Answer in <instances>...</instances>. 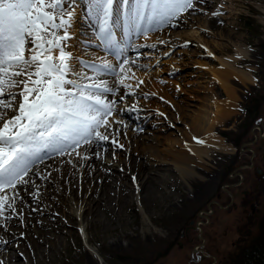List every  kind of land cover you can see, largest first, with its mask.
<instances>
[{
  "label": "rangeland",
  "instance_id": "obj_1",
  "mask_svg": "<svg viewBox=\"0 0 264 264\" xmlns=\"http://www.w3.org/2000/svg\"><path fill=\"white\" fill-rule=\"evenodd\" d=\"M194 3L193 10L173 21L175 27L154 25L147 35L143 34L147 25H141L138 34L119 11L116 12L113 28L117 42L125 49L122 58L129 60L127 78L123 74L113 76L97 72L104 62L118 67L120 61L100 40L98 23L86 14V0H75L74 3L70 0L65 5L74 9L68 31L71 39L67 41L66 51L73 55L72 67L91 78L80 82L92 83L100 78L116 90L115 95L105 94V99L116 103L113 115L108 118L111 127L101 129V132L110 134L118 143L112 144L110 138L108 142L94 144L110 146L124 162L143 156H165L168 149L182 153L188 143L199 149L203 156L195 168L196 180L190 187L177 177L172 165H168L160 169L159 175H168L171 170V180L155 186L154 192L142 201L134 194L122 209L113 214L103 213L98 224H92V216L91 223L87 220L88 224L78 221V214L73 219L69 217L76 230L66 231V245L56 249V253H50L49 258L46 253L45 264H93L92 258L94 264H116L115 256L130 257L134 264H229L258 236L259 223L264 218V178L258 188L252 184L257 182L253 171H243L249 183L241 190L256 194V213L249 221L245 213L248 204L240 207L235 201L230 206L221 189H226L223 183L227 171L233 169L229 168L232 156L236 155L235 164L242 163L238 157L241 151L245 158L254 153L251 163L264 171V132L261 133L263 137L255 141L257 132L253 127L251 139L242 143L237 152V148L227 143L218 131L236 128L245 118L242 105L264 90V84L259 80L264 58V0H239L232 5L229 0H194ZM116 8L119 9V5ZM75 29L77 33H72ZM53 54L55 58L57 53ZM225 63H230L234 72L245 73L249 78H231L232 98L213 78L215 71L227 69ZM68 78L79 80L71 73ZM120 78L131 87L120 85ZM20 99L17 96V104ZM215 102L227 106V118L213 130L222 140L224 151L206 145L200 136V116L215 112ZM13 111L14 108L0 110L7 113V118H11L9 114ZM119 141L125 146L120 147ZM245 144L248 145L244 147ZM126 149L132 152L128 156L124 154ZM59 173L60 167L56 168L55 175ZM75 175L79 181V170ZM57 190L58 194L62 193ZM237 194L240 200V190ZM48 201V204L52 205L53 201L59 206L57 215L63 217L66 211L63 198L55 196ZM7 215L0 226L3 227L15 213L11 210ZM46 219L48 224L57 226L52 219ZM88 244L96 249L95 255L88 253Z\"/></svg>",
  "mask_w": 264,
  "mask_h": 264
},
{
  "label": "snow or ice",
  "instance_id": "obj_2",
  "mask_svg": "<svg viewBox=\"0 0 264 264\" xmlns=\"http://www.w3.org/2000/svg\"><path fill=\"white\" fill-rule=\"evenodd\" d=\"M69 2L0 0V108H14L17 113L11 118L0 113V193L25 182L31 166L37 159L43 160L40 153L45 149L64 154L82 144L110 140V134L101 129L111 127L108 118L116 102L105 99V94L115 95L116 90L104 80L80 82L91 78L72 67L73 58L66 51L74 14V9L65 7ZM194 8V0H86L87 15L98 23L100 40L120 61L118 67L104 62L97 72L127 78L130 71L129 60L122 58L125 49L114 33L117 11L138 34L141 25H147L143 32L147 35L154 25L175 27L173 21ZM70 73L79 80L69 79ZM124 78L119 84L131 87L124 84ZM14 88L19 91L12 92ZM17 96L21 98L18 104ZM110 142L118 143L115 139ZM8 201L7 196L0 195V214L11 207Z\"/></svg>",
  "mask_w": 264,
  "mask_h": 264
},
{
  "label": "bare ground",
  "instance_id": "obj_3",
  "mask_svg": "<svg viewBox=\"0 0 264 264\" xmlns=\"http://www.w3.org/2000/svg\"><path fill=\"white\" fill-rule=\"evenodd\" d=\"M238 1L229 0V5ZM72 33H77L76 29ZM224 65L227 69L222 68L215 71L213 78L232 98L233 88L229 85L231 78L237 77L242 80H249V78L245 73L234 72V67L230 63ZM34 79L37 78L34 77ZM214 104L215 112H211L208 116L203 114L200 116L202 127L200 136L206 145L224 151L222 140L215 136L213 130L227 118L225 116L227 106L220 102ZM227 105L230 107V104ZM0 113L7 118L6 112ZM15 114L17 113L13 111L9 115L12 117ZM2 123L3 121H0V124ZM191 137L189 133L188 139L190 140ZM110 138L112 139V136ZM119 143L123 145L122 141ZM130 144L127 143V145ZM134 145L136 147L137 144ZM107 147L94 143L92 145L82 144L75 151L69 150L64 154L45 149L40 154L43 160L37 159L31 166L25 182L17 185L15 190L6 189V192L0 193V195H6L11 204V207H5L4 212L0 214V222L5 216L8 217L9 211L13 210L15 213L12 218L4 222L3 227L0 226V264H45L46 253L49 258L50 253H56V249H62L66 245L68 239L66 231L76 230L75 224L70 221L69 217L73 219L75 214H78V221L87 224L92 221V224L94 222L98 224L102 215L113 214L117 209H122L134 194H137L142 201L144 197L154 192L155 186L171 180V170L168 171V175H159L162 171L160 169L168 165H172L177 177L190 187L191 182L196 180L198 174L195 168L199 166L203 156L199 149L195 148L192 143H188L182 148V153L178 151L175 153L168 149L165 156H143L137 160L125 159L127 162H124L120 159V154L115 153L113 148H109L110 146ZM130 150L126 149L124 154L130 155L132 153L129 152ZM156 152L158 153L157 150ZM57 165L60 167L58 176L55 175L56 168H59ZM76 170L80 172L79 181L75 175ZM57 189H60L62 193L58 194ZM55 196L64 200L66 211L63 217L57 215L59 206L52 201ZM48 200L52 201V205L48 204ZM90 216H92L91 221ZM46 218L52 219L57 226L48 224ZM88 228L89 226L86 231ZM88 247V253L95 255L96 249L89 244ZM92 263H95L93 258Z\"/></svg>",
  "mask_w": 264,
  "mask_h": 264
},
{
  "label": "trees",
  "instance_id": "obj_4",
  "mask_svg": "<svg viewBox=\"0 0 264 264\" xmlns=\"http://www.w3.org/2000/svg\"><path fill=\"white\" fill-rule=\"evenodd\" d=\"M259 80L264 84V58ZM242 108L245 118L240 124L235 126L236 128L228 131H218L221 137L237 148V151L242 143L246 142L249 138L251 139L250 130L255 126L257 121L264 117V90L244 103ZM246 163H248V160H246ZM138 251L133 252L138 253ZM114 261L116 264H134L130 257L122 258L115 256ZM229 264H264V218L259 223L258 236L250 242L247 248L241 250L240 254Z\"/></svg>",
  "mask_w": 264,
  "mask_h": 264
},
{
  "label": "flooded vegetation",
  "instance_id": "obj_5",
  "mask_svg": "<svg viewBox=\"0 0 264 264\" xmlns=\"http://www.w3.org/2000/svg\"><path fill=\"white\" fill-rule=\"evenodd\" d=\"M243 155L244 154H242V151L238 155L239 159L241 158V160L239 161L242 162L240 164L239 163L235 164V161H237L235 158L236 155L232 156L229 162L230 163L229 168H233V169L229 172L227 171L226 179L224 180V183H223V186L226 187L227 190L226 189L225 190L228 191V193H225L223 189H221V191H222L223 196H225V199L226 200L228 199L227 202L230 203V206L233 205L235 201H237V204L240 207H243L244 203L248 204L245 207V213L248 214V221H249V218H251V216H253L256 213V206L254 203L256 201V197H255L256 194L250 193L248 190H241L242 188H245L246 186H248V183H249L248 178H245L243 175H245L247 171L252 170L254 175L257 178V182H255V184L254 183L252 184L253 186L256 185L259 188L262 185L261 181L264 178V171L258 167H255L254 163L253 164L251 163V161H253V158H254L252 154H251L252 155L251 157H247V158L243 157ZM246 160H248V163H246ZM243 171H245V173H243ZM233 178H238V179L236 180V182H234L235 180L232 181ZM239 190L241 192L240 200L237 194ZM247 207L248 209L246 210Z\"/></svg>",
  "mask_w": 264,
  "mask_h": 264
},
{
  "label": "water",
  "instance_id": "obj_6",
  "mask_svg": "<svg viewBox=\"0 0 264 264\" xmlns=\"http://www.w3.org/2000/svg\"><path fill=\"white\" fill-rule=\"evenodd\" d=\"M254 130H257L258 131V133H259V138H262L263 137V135L261 134L262 132H264V119H262L261 121H258L257 122V125L254 127ZM253 134V133H252ZM256 139H257V137H255V141H256ZM254 141V142H255ZM248 144H245L244 145V147L245 146H247ZM252 155L254 156V153H252ZM245 168V167H244ZM224 191L226 192V193H228L225 189H224ZM198 259H199V257H198Z\"/></svg>",
  "mask_w": 264,
  "mask_h": 264
}]
</instances>
